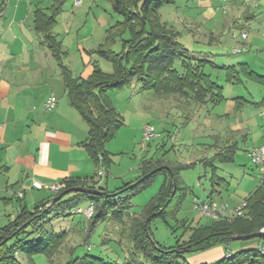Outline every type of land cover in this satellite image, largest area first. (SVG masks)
I'll use <instances>...</instances> for the list:
<instances>
[{"label":"trees","instance_id":"obj_1","mask_svg":"<svg viewBox=\"0 0 264 264\" xmlns=\"http://www.w3.org/2000/svg\"><path fill=\"white\" fill-rule=\"evenodd\" d=\"M54 1L52 14H46L42 10L35 12V29L43 36L42 43L51 50L58 61H62L65 54L62 44L51 31L57 23L65 0ZM111 2L114 11L121 15L123 20L110 28L108 38L96 53L112 63L113 73H105L95 64L93 74L88 79H80L75 78L67 67L62 66L69 103L88 126V139L83 146L97 168L110 167L112 160L106 150V144L115 138L124 125L110 92L122 90L137 81L143 90H151L158 95H177L192 103L204 105L218 104L226 100L224 87L213 80L209 69L224 71L226 82L230 84H241L244 79L264 83V77L252 71L247 64L218 66L211 60L193 57L191 51L179 40L180 31L163 22L158 14L163 6L175 3V0H111ZM3 8L4 5H0V14ZM125 35L128 39L123 38ZM116 36L122 37V46L118 52L112 49ZM242 102L245 103L246 100L236 98L238 107L243 104ZM237 151L238 146L232 144L215 157L202 159L198 164L203 171L212 169L211 181L215 183L221 181L217 176L215 163H233ZM193 166L195 164L165 163L162 160L157 164L143 161L140 179L127 183L113 192L97 187L94 177L86 180L65 179L62 189L54 194V197H57L68 191L60 200L52 203L53 199L48 197L39 203L34 211L24 207L13 222L0 228V264H21L16 257L20 247L17 244L11 245V242L26 234L29 227H32L33 233L38 236V240L34 242L38 246L34 244L36 248H27L26 243L22 249L29 256L35 252L44 253L52 261L67 233L59 235L53 233L48 236L45 225L53 214L71 204L77 206L87 201L88 206L94 205V214L87 222L90 232L100 222L109 219L123 223L124 217L129 214L132 199L154 183L160 175L164 180L158 194L149 201L140 214L132 215L128 234L134 250L142 253L151 264H188L186 261L182 262L186 253L206 251L220 244L228 245L236 236H246L264 229L263 176L260 186L245 199L248 204L245 217L213 220L209 225L195 227L189 225L191 235L187 242L178 243L173 248L158 246L150 235V220L155 217L166 218L178 211L186 196L193 193L191 188L179 182L180 171ZM160 167H170L173 177L165 168L158 170ZM146 175L149 176L144 178ZM78 188L87 191L79 192ZM94 190L105 193L96 194ZM181 223L184 226L188 224L186 221ZM66 264L109 263L103 259L85 256L69 260ZM216 264H264V250L257 247L236 255L230 253V257L226 255Z\"/></svg>","mask_w":264,"mask_h":264},{"label":"crops","instance_id":"obj_2","mask_svg":"<svg viewBox=\"0 0 264 264\" xmlns=\"http://www.w3.org/2000/svg\"><path fill=\"white\" fill-rule=\"evenodd\" d=\"M85 1L93 14L101 9L90 5L91 0ZM99 1L94 2L98 4ZM255 1L258 3L256 7L233 1L227 10H220L218 8L223 6L222 0H199L194 8L195 15L189 12L175 22L180 20L182 31L188 33L189 39L193 36L194 43L212 45L215 42L219 44L235 42L238 47L234 48V54H245V60L233 65L247 64L252 71L264 77L263 72L259 74L258 70L253 68L259 67L260 71H264V0ZM2 4L4 8L0 14V228L13 222L24 207L29 209V203L38 201L39 204L48 198L38 196L36 193L38 189L33 186L34 180L45 185L44 189L38 191L46 190L49 192L48 196L56 194L49 190V185L62 184L69 178L86 180L94 177L97 187L106 188L109 192L123 187L119 186L111 191L108 188L109 182L106 186L101 185L100 178L105 175V168L102 167V174L97 173L101 167H96L83 146L88 139V126L78 111L70 105L63 78V65L75 78L88 79L93 74L94 65L99 64L96 58H101L96 51L98 45L105 43V34L98 36L100 40L96 42L97 44L93 43V36H85L80 40V33L75 31L77 15L73 11V13L63 11V15L62 13L58 15L57 23L51 31L62 44L65 53L62 61H58L51 50L42 43L43 36L35 29V12L42 10L46 14H52L55 1L0 0V5ZM171 26L177 29L174 24ZM241 32L248 34L247 39L241 38ZM238 49L240 52H236ZM72 50L78 51L81 57L83 69L79 72H75L70 62H66ZM249 81L254 82L244 79L241 84L231 85L240 86ZM254 83L262 86L263 91L260 92H264V83ZM147 91L151 90H143L139 85L134 95L142 96ZM249 94L252 100L231 94L218 104L194 103L190 116L187 114L188 130L195 138L214 139L215 144L211 146L215 152L209 158L215 157L232 144L238 146L236 142H232L236 137L247 140L254 131L253 128L256 130L259 127L258 130L264 134V125L256 126L253 118L244 113V108L249 104L261 103L264 106V96L258 101L250 91ZM51 96H55L58 103L52 111H46L44 104ZM236 98H244L246 102H242L243 104L238 107ZM200 106H203V109H199ZM195 108L198 109L194 111ZM168 117L169 114H166L164 118ZM222 139L227 144L224 148L220 146ZM262 140L264 136L260 139ZM258 144L250 146L246 154ZM202 159L205 157L183 164L196 165ZM111 160L113 162V159ZM161 160L166 163L164 159L154 157L150 162L157 164ZM139 170L140 176L136 180L142 176V168ZM210 182L212 186L220 188L226 183L223 178L215 183L210 178ZM19 191L24 194L21 198L18 197ZM221 193V190L213 188L209 197L215 199L214 195L217 194L219 197L215 200L227 201L231 205H237L245 200L223 199ZM15 199L18 204L14 202Z\"/></svg>","mask_w":264,"mask_h":264},{"label":"rangeland","instance_id":"obj_3","mask_svg":"<svg viewBox=\"0 0 264 264\" xmlns=\"http://www.w3.org/2000/svg\"><path fill=\"white\" fill-rule=\"evenodd\" d=\"M86 2L84 0L81 6H77L74 4V0L73 3L72 0H67L64 2L61 13L63 15V11L67 13L75 12L77 15L75 31L80 33V40L85 36H93L92 41L97 44L96 42L100 40L98 36L105 34V41L109 36L108 31L111 26L122 21L123 18L114 11L111 0H100L98 4L91 0L90 5L101 8L96 9L97 11L94 10L95 14L90 12V7L86 5ZM198 3L199 0H175V3L163 6L158 14L163 22L169 25L174 24L179 31L181 30L179 40L191 51L193 57L211 60L219 65L226 66L244 62L245 54H234L233 52L234 48L238 47L235 42L230 41L227 44L215 42L212 45L207 43L198 44L193 42V36H190L189 39L188 33L182 31L180 20L175 21L186 16L189 12L194 13V8ZM123 38L128 39V36L125 35ZM114 41L112 49L118 52L122 46V37L116 36ZM100 45H98V48ZM96 59L99 60V64H97L105 73H113L114 68L110 61L102 57ZM66 62H70L75 72L83 69L78 51L72 50L71 56L66 59ZM253 68L258 70L259 74H262L260 72L264 74V71L258 69L259 67ZM209 73H211L213 80L224 87L226 97L234 94V96H242L252 100L249 91L258 101H261V97L264 96V92H260L263 91V87L254 82L249 81L240 86H233L226 82L224 71L209 69ZM138 88V82L135 81L129 87L110 92L113 103L120 112L124 123L115 138L106 144V149L111 154L110 157L113 162L108 169H104L105 175L100 178V181L103 186H106L109 182L108 188L111 191L115 190L116 187L124 186L125 182L136 180L140 176L139 168H141L142 162L150 161L152 157L161 158L171 163H188L190 161L195 162L202 157L209 158L215 152L211 146L215 144L213 138H195L194 134L188 130L187 114L190 116L194 103H190L177 95H158L153 91H147L142 96L137 97L134 92ZM256 89L257 91H255ZM196 109L198 108H195L194 111ZM199 109H203V106H200ZM244 113L253 118L256 126L264 125V106L261 103L259 105H247L244 108ZM166 114H169L168 119L164 118ZM148 123L155 127L157 138H154L145 146L142 143L141 130ZM258 129L260 128L257 127L256 130L253 128L254 131L247 140L240 137L234 138L232 142H236L239 148L234 163H216L218 176L226 181L221 188L218 186L220 189L216 185L212 186L210 182L211 168L203 171L202 167L196 164L192 168L180 171L179 182L191 188L193 193L186 196L178 211L173 212L166 218L155 217L150 220V235L158 246L173 248L178 243L183 244L189 240L191 235L189 225L195 227L211 223L210 220L194 209L195 198L202 197L206 200L213 188H216L218 191H222L221 198L223 199L241 200L248 198L260 186L264 176V167L254 165L246 154V150L255 143H259L258 146H264V140L260 141L264 134ZM206 143L207 145H205ZM226 145L224 139H222L220 146L224 148ZM97 173L102 174L103 172L100 173L98 170ZM163 180L162 175L158 176L154 183L132 199L129 214L124 217L125 221L121 224L109 219L100 222L90 232L87 228L88 221L81 214L76 213L79 207L86 208L88 206L87 201L77 206L71 204L62 208L58 213L53 214L47 225H45L48 236L53 233L57 235L63 232L67 233L66 239L61 242L52 261L44 253L35 252L29 256L22 249V246L26 243H28L27 248H36L34 244L37 243L34 242L38 240V236L33 233L34 229L32 227L27 229L26 234L11 242V245L17 244L20 247L16 255L17 260L21 264H66L72 259L91 256L103 259L109 264H151L142 253L136 252L133 248V243L128 237L130 218L134 214H140L149 201L158 194ZM36 193L41 197L55 198V195L48 196L49 192L46 190H37ZM217 194L214 195L215 199L219 197ZM14 202L19 203L16 199ZM37 202L29 203V209L34 211L38 205ZM182 221H186L188 224L184 226L181 223ZM257 247L264 250V240L253 238L232 241L228 245L220 244L206 251L186 253L182 262L186 261L188 264H216L224 259L227 253L236 255L239 252Z\"/></svg>","mask_w":264,"mask_h":264},{"label":"built area","instance_id":"obj_4","mask_svg":"<svg viewBox=\"0 0 264 264\" xmlns=\"http://www.w3.org/2000/svg\"><path fill=\"white\" fill-rule=\"evenodd\" d=\"M94 1H98V0H94ZM191 1H196V0H191ZM233 1L242 3L246 6L256 7L258 5V3L255 0H222L223 6L219 7L218 9L227 10L229 4L232 3ZM83 2L84 0H74V4L77 6H81ZM240 36L242 39H247L248 34L241 32ZM233 37H235V35H233ZM236 52H240V50H237ZM57 103H58V99L55 96H51L45 102L44 108L46 111H52L57 105ZM155 137H156L155 127L149 123L146 124L143 127V131H142L143 145L147 146V144H149V142L152 141ZM247 155L254 165L264 167V146H256L251 148L247 152ZM99 171L100 173H102L103 168L101 167ZM33 186L38 190L45 188V185L38 180L33 181ZM62 187L63 184H51L48 186L49 190L54 193H58L62 189ZM23 196H24L23 192L19 191L18 197L21 198ZM247 206L248 204L246 200H243L241 203L237 205H231L227 201H217L211 198L205 200L202 197L201 198L197 197L194 199V209L210 221L245 217L248 212ZM76 213L81 214L85 218V220L88 221L94 214V205L91 204L86 208L79 207L76 210ZM262 231H264V229ZM227 256L230 257V253H228Z\"/></svg>","mask_w":264,"mask_h":264},{"label":"water","instance_id":"obj_5","mask_svg":"<svg viewBox=\"0 0 264 264\" xmlns=\"http://www.w3.org/2000/svg\"><path fill=\"white\" fill-rule=\"evenodd\" d=\"M163 168H165L166 170H168L169 171V173H170V175H171V177H173V173H172V171H171V169H170V167H161V168H159L158 170H161V169H163ZM157 171V170H156ZM156 171H153V173L154 172H156ZM149 175H146L144 178H147ZM143 178V179H144ZM143 179H141V180H143ZM79 192H86L87 190L86 189H84V188H78L77 189ZM68 193V191H65V192H63L62 194H60L59 196H57V197H55L54 199H53V201H52V203H55V202H57L58 200H60L65 194H67ZM94 193H105V192H103V191H99V190H94ZM253 238H264V231H260V232H257V233H254V234H250V235H246V236H236V237H234V241H238V240H249V239H253Z\"/></svg>","mask_w":264,"mask_h":264}]
</instances>
